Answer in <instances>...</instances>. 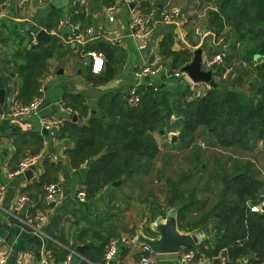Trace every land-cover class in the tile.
<instances>
[{"label":"crops","instance_id":"crops-1","mask_svg":"<svg viewBox=\"0 0 264 264\" xmlns=\"http://www.w3.org/2000/svg\"><path fill=\"white\" fill-rule=\"evenodd\" d=\"M130 4H126L124 0H84L80 5L77 4V12L83 11L87 21H91L83 26L92 28L93 35L83 45H78L69 38L66 26L61 27L60 31H57V26L49 31L45 28L48 33H60L58 43L62 46H59L56 43L44 45L36 42L31 32L44 28L40 22L53 8L59 9L61 18L70 16L71 9H76L74 2L0 0V25L10 24V27L0 26V73L6 87H10L5 106L0 105V256L6 257L4 264L8 262L9 254L16 256L11 264H32L48 258L59 261L68 254L71 258L67 264H105L102 254L95 250L101 241L94 237V233L99 230L104 233L109 228H113L109 239L114 238L120 242L117 254L110 264H138L142 245L134 244L131 240L136 228L151 235L148 224L152 219L144 217L138 224L130 222L126 230L128 235L122 233L121 228L119 229L122 218L112 205H119L122 199H129L125 198L124 190L119 191L127 181L122 178L123 184L120 187H113L112 183L105 184L90 194L85 184L89 171L86 180H83L78 171L87 161L79 167H73L66 151L74 146V140L69 133L71 124L77 122L81 125L87 121L96 111L95 101L101 92L115 90L121 92L125 100L124 95L134 81L133 71L141 63L160 62L172 67V57L168 55V51L183 52L179 56V66L175 68L182 69L190 62L193 51L204 45L202 67L205 70L207 60L215 53H225L223 62L212 70L213 80L217 85L232 83L244 98L258 100L264 97V69L261 67V63H264V51L259 48L264 43V0H138L132 8L142 13L152 11L156 18L155 22H149L144 49L137 47V40L127 29L132 9ZM170 8H179L180 13L174 22L165 23L161 21V13ZM224 12L227 17L222 15ZM108 13L114 15L113 21H108ZM215 14L222 16L224 21L223 27L218 31L213 18ZM168 35L171 43L165 46L163 42ZM98 37L117 45L123 56L115 78L105 84L94 85L87 79L90 70L84 62L89 61L85 52L95 49L85 50L84 47ZM37 43L58 47L56 49L50 46L46 52L40 49L36 52L46 57V71L39 79L38 88L44 98V104L38 112L25 119L9 118L6 116V110L11 101L28 99L19 94L21 79L16 67L27 59L28 49H32ZM66 44L78 58L81 66L78 73H83L85 80H82V84L77 88L64 85L47 88L44 82L52 78V71L66 56L62 51ZM82 48L85 51L82 52ZM132 50L135 51L133 58ZM259 56L261 61L258 62ZM64 62L67 64L68 59H64ZM248 63L251 64L250 67ZM217 69L221 70V74L216 73ZM62 72V69L57 71L58 74ZM156 81L159 83L165 79L157 78ZM12 83H16L14 91L11 89ZM88 87L97 89L98 93L89 97L86 93ZM210 87L212 88L211 85ZM74 94H79L78 98L88 104L85 116L78 117L77 111L65 104L73 102ZM57 102H63L71 112L57 107ZM74 114L76 119H73ZM45 124H55L58 129L45 128ZM26 154L42 155L30 179L23 173L14 174ZM42 174L45 175L41 177ZM258 179L264 181V176ZM65 182L67 184H64ZM49 183H58L62 194V188H67L69 195L63 194L60 203H47L45 186ZM79 190L86 193L83 202L76 199ZM20 195L26 196L28 201L19 211H15L13 206ZM262 204L263 202L257 204V212H262ZM38 211L46 212L45 221L38 222L34 219ZM127 213L129 219L134 218L135 213ZM119 233L120 236L125 235L117 238ZM94 240L98 241L97 244L88 245L82 252L76 249L78 244H89ZM204 248H207V245ZM210 256H213V264H249L245 258L232 260L226 248ZM176 259L177 254H162L157 257L156 264H176Z\"/></svg>","mask_w":264,"mask_h":264},{"label":"trees","instance_id":"trees-1","mask_svg":"<svg viewBox=\"0 0 264 264\" xmlns=\"http://www.w3.org/2000/svg\"><path fill=\"white\" fill-rule=\"evenodd\" d=\"M75 6L76 9L72 8L69 13L70 19L81 25L91 23L87 21L83 11L73 13L78 11L77 4ZM58 10L51 9L40 22L48 31L54 29L62 17ZM222 15L227 17L225 12ZM213 18L218 31L223 27V18L218 14ZM2 26L10 27V24ZM169 37L168 35L163 42L165 46L171 43ZM50 46L58 49L56 45L44 46L37 43L32 49H28L27 59L16 67L21 79L19 94L28 97L27 100H22L24 102L40 94L39 79L46 71V57L36 52L38 49L46 52ZM259 48L264 51V43ZM84 49L101 51L106 57L102 72L94 75L88 71L87 79L92 84H105L115 78L123 56L117 45L98 37L88 42ZM182 53L168 51V55L172 57V67L179 66V56ZM216 73L221 74V70L217 69ZM231 84H218L195 98L191 96L188 84L179 78L161 81L154 86L142 85L138 87L139 102L133 107L126 104L121 92H101L95 101L96 111L87 121L81 125L72 123L70 126L69 133L74 146L66 151L69 163L73 167H79L81 163L95 157L85 182L88 193L92 194L119 178L128 181L136 174L146 173L150 160L158 152L152 133L161 129L177 131L183 147L191 144L193 134L202 127L205 135H209L216 146H237L253 150L260 142L264 148V97L258 100L244 98ZM78 96L79 94H74L73 102L65 104L75 109L78 117L85 116L88 104ZM195 166L203 169L200 162ZM220 180L223 187L216 203L196 217L188 215V211H192L196 204L192 191H181L174 185L171 191L167 190L166 204L178 205V229L190 231L214 218L211 240L192 248H200L209 256L226 248L232 260L245 258L249 264L263 263L264 181L256 177L250 164L234 165L232 171L224 173ZM262 202V212L250 209V206ZM112 234L113 228L104 233L100 230L94 233V237L101 241L95 250L102 256L104 246ZM205 245L207 248H204Z\"/></svg>","mask_w":264,"mask_h":264},{"label":"rangeland","instance_id":"rangeland-1","mask_svg":"<svg viewBox=\"0 0 264 264\" xmlns=\"http://www.w3.org/2000/svg\"><path fill=\"white\" fill-rule=\"evenodd\" d=\"M62 51L66 56L52 71V78L44 82L47 88H56L62 85L77 88L79 84H82V80H85L84 74L78 73L81 66L69 45H64ZM131 56L132 58L135 56L134 50L131 51ZM64 59L65 61L68 59L67 64ZM250 66L251 64H249ZM59 69H62L63 72L58 74ZM85 83L86 81L83 82L84 85ZM86 93L92 97L98 93V90L88 87ZM67 100H69L68 97ZM161 130L163 134L160 133ZM161 130L152 133V137L158 145V152L150 160L148 171L134 175L131 180L124 184L121 181L118 186L123 184L119 191L124 190L125 198H129L127 201L122 199L121 204L118 205L117 203V206L112 205L122 218L119 227L123 231L122 233L128 235L126 230L130 222L138 224L144 217L152 220L163 218L169 207L166 204V192L167 190L171 191L173 185L181 191H192L196 204L192 211H188V215L196 217L198 214L211 209L212 205L216 203L223 187L220 177L226 172H231L234 165L250 164L257 178L264 176V154H262L264 149L260 142L255 145L253 150H244L237 146L223 148L216 146L210 136L205 135L204 129L200 127L193 134L191 144L188 147H183L178 139L177 131ZM172 134L176 135L175 141H171ZM199 162L203 169H198L195 166ZM110 188L113 189V187ZM175 206L178 207V205ZM199 208L201 209L199 210ZM130 211L135 213L134 218L129 219L127 217V212ZM213 222L214 218H211L209 222L204 223L208 226L207 231L202 230L207 240H211L213 236ZM122 236L119 233L116 237L121 238ZM160 256L157 255V257Z\"/></svg>","mask_w":264,"mask_h":264},{"label":"built area","instance_id":"built-area-1","mask_svg":"<svg viewBox=\"0 0 264 264\" xmlns=\"http://www.w3.org/2000/svg\"><path fill=\"white\" fill-rule=\"evenodd\" d=\"M49 1V0H45ZM126 4H130L132 0H124ZM75 4L80 5L84 0H74ZM75 12H77L75 10ZM180 13L179 8H170L161 13V21L165 23H172L175 21ZM108 21H113L114 15L108 13ZM154 12L142 13L138 10L131 9L127 24V29L130 35L137 40V47L139 49H144L146 47V35L149 30V22H155ZM66 26L69 32V38L72 42L78 45H83L92 35V28L88 26L81 25L80 22H74L70 19V16L63 17L59 19L57 23V31H60L61 27ZM46 30L45 28H43ZM37 31V30H36ZM36 31L31 32L35 35ZM85 51L82 48V52ZM85 54L89 57V61L84 62L91 73H100L105 64V56L103 52L98 50H89ZM225 58L224 51L215 53L206 62V68L215 70L218 65H220ZM133 84L124 95L126 104L130 107L136 106L139 102L138 87L139 86H154L157 78H163L165 80L179 78L184 79L189 84V89L191 90L192 97H200L211 87L208 83L200 84L199 82H193L186 75L185 71L182 69H175L170 65H166L160 62L156 63H141L139 66L135 67L133 71ZM41 90V89H40ZM44 104V98L39 94L33 96L28 102H23L18 99L12 100L6 110V116L15 119H25L31 114L38 112ZM57 107L68 110L71 109L65 107L63 102H57ZM55 128L58 126L55 124H45V128ZM42 159L41 154H26L23 156L21 162L18 165L17 170L14 174H22L24 170L30 165H38ZM2 188H0V192ZM63 194L58 183H49L45 186V200L47 203H60L63 200ZM76 199L79 201H84L86 199V193L83 190H79L76 193ZM28 201V198L24 195H20L17 202L13 206L15 211H19L23 205ZM252 211H257L258 206H250ZM10 212L9 210H5ZM47 214L45 211H38L34 215V219L38 222H43L46 220ZM120 242L117 239L111 238L108 240L104 252L103 261L105 264H110L111 260L116 256ZM71 255L68 254L63 260L54 259H42L32 264H67L70 260ZM6 260L5 256H0V264H4ZM176 264H213V256H208L204 250L200 248H187L181 249L177 253ZM157 255L154 254L148 245L141 246V253L138 258V264H156Z\"/></svg>","mask_w":264,"mask_h":264},{"label":"water","instance_id":"water-1","mask_svg":"<svg viewBox=\"0 0 264 264\" xmlns=\"http://www.w3.org/2000/svg\"><path fill=\"white\" fill-rule=\"evenodd\" d=\"M68 3H72L74 0H67ZM138 0H135L130 7H134ZM45 11V10H44ZM6 23L1 24L0 26ZM38 24V21H36ZM48 33L43 28L39 29L35 35L34 39L36 42H41L44 45L49 43L58 44L62 46V44L58 43V35ZM205 46L202 45L199 48L193 51V56L189 63L185 64L182 67V70L185 71L186 75L189 79L193 82H207L212 87H216V82L213 80L212 69L205 70L202 67V52L204 51ZM257 61H261V57H257ZM261 67L264 69V63H261ZM11 76V75H10ZM16 88V83H12L11 89L14 91ZM131 88V85H129ZM10 87H6V83L4 81L3 76L0 73V105L5 106L7 91ZM73 119H76V115H73ZM163 134V131H160ZM176 140V135L172 134L171 141ZM92 158L87 164L81 168H79V173L82 176L83 180H86V175L91 167ZM37 165H30L28 166L23 174L27 179H30L33 172L36 170ZM122 178L115 180L112 182L113 187H118ZM64 184H67L66 182ZM63 194L65 196L69 195V190L65 187L62 188ZM53 204V203H52ZM51 204V205H52ZM171 207V208H170ZM173 209V211H172ZM170 210V211H169ZM218 216V214H216ZM148 230L150 231L151 235L145 233L142 229L135 230V234L131 240L134 244H141V245H148L150 250L156 255L162 254H177L181 249L191 248L193 246H197L202 242L206 241L205 234L202 230H208V226L204 224L202 227H197L190 231L180 230L177 226V208L176 206H169L165 216L163 218H158L152 220L148 224ZM97 240H94L92 243L89 244H78L76 249L79 252H82L84 248L88 245L97 244ZM16 258L14 254H9L8 262L6 264H11V262Z\"/></svg>","mask_w":264,"mask_h":264}]
</instances>
